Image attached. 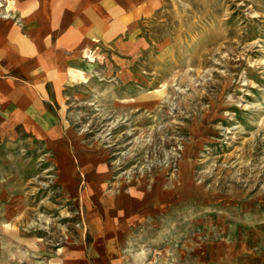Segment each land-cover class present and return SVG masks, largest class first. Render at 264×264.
I'll return each mask as SVG.
<instances>
[{
	"label": "rangeland",
	"instance_id": "rangeland-1",
	"mask_svg": "<svg viewBox=\"0 0 264 264\" xmlns=\"http://www.w3.org/2000/svg\"><path fill=\"white\" fill-rule=\"evenodd\" d=\"M148 29L143 85L71 94L87 167L0 136V264L84 242L119 264H264V0H169Z\"/></svg>",
	"mask_w": 264,
	"mask_h": 264
},
{
	"label": "crops",
	"instance_id": "crops-1",
	"mask_svg": "<svg viewBox=\"0 0 264 264\" xmlns=\"http://www.w3.org/2000/svg\"><path fill=\"white\" fill-rule=\"evenodd\" d=\"M168 2L0 0V136L34 137L64 175L87 167L79 153L85 142L68 119L71 94L89 81L131 91L143 85L138 57ZM84 244L63 249L67 264H119L104 247Z\"/></svg>",
	"mask_w": 264,
	"mask_h": 264
}]
</instances>
